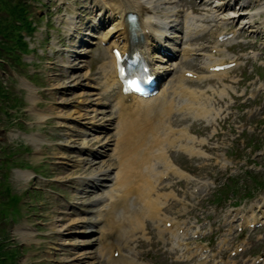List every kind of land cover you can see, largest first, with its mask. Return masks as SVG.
<instances>
[{
    "label": "rangeland",
    "instance_id": "rangeland-1",
    "mask_svg": "<svg viewBox=\"0 0 264 264\" xmlns=\"http://www.w3.org/2000/svg\"><path fill=\"white\" fill-rule=\"evenodd\" d=\"M69 1L72 3V8L68 6L64 8L60 0L33 1L35 5L33 7L34 19L38 24L32 37H24L29 42L28 46L32 49L31 52L23 55V62L26 63L14 65L12 66L13 68L7 65L0 68L8 74V76L0 75V91L3 96L6 92L5 89L9 91L7 98L3 101L4 105L6 106L8 102L10 104L14 103V106L10 107H15L16 109V113L10 115L12 119L10 118L7 121L5 114L0 112V126L6 127L9 125L15 129L16 123L14 120L16 116H21L25 122H28L26 127L22 126L23 129L30 133H43L47 138L45 143L34 145L29 139L9 136L10 139L7 140L6 135L0 134L3 138L0 146H4L3 153H0V240H4L5 243H12L11 246L10 244L0 246V256L3 247L6 250L13 249L7 252L9 257L11 254L14 257L15 261L11 258L13 260L12 264H84L81 261L68 260L71 257H75L77 252L81 250L90 251L91 260L96 262V264H103L100 262L101 257L98 253L100 234L58 235L52 231L55 222L56 224H65L70 219L75 218L85 219L86 221L92 220L95 214L93 211L106 202L104 200L95 205L76 203L80 201L86 203L92 197L101 195L102 191L91 190L89 186H84L75 180L76 175H88L91 167L70 168L61 163L63 158H59V154L77 155V151L76 149L69 150L59 147L58 144L67 138L64 134L65 132L76 135L77 130L81 126L74 121L68 120L66 122L68 127H59L60 123H64V121L57 119L54 115L56 116L59 112L70 111L71 108L81 110L82 113L85 109L94 107L99 108V110L105 109L106 116L114 117V113L110 110L111 108L104 106V104L92 105L91 103L82 106V103H77L84 99L90 101L92 97L96 96V94L91 97L87 96L93 91L89 88L75 87L72 84L73 81L68 84L73 85L70 86V93L63 94L60 88H54L59 82L69 80L65 75H69L71 68L65 69L63 66L73 64L76 52L86 51L85 55H82V61L80 62L83 67L72 71V75L85 73L88 80L85 79L84 82H88L100 90L102 86L98 85L97 82L102 79L103 75L99 70L100 64L98 63L109 59V53L105 48L100 47L98 43L90 45L84 43L87 49L81 50L77 46L81 47L80 44L82 43L76 37H83V39H87V37L79 33H74L73 35L65 33V27L67 26L65 20L67 17H78L75 19L77 23L73 25V28L76 24L83 21L77 27L82 28L84 32L85 19L88 17L91 20H96L93 11L88 8L90 6L89 0ZM258 1L263 2V0ZM182 2L181 9L183 11L187 6L193 8L195 3L190 4L189 0ZM257 7V5L253 6L251 11ZM207 11L208 9L202 10L198 8L195 15L207 13ZM256 20L261 22H259L260 30L262 28L264 30V13L262 12ZM206 23L208 26L210 25V30L184 45L189 44L193 47L205 46L203 53H210L209 45L213 44L216 40L215 36L223 28L224 30H231L239 26V22L238 24L233 22L231 25L226 24L221 28H216L213 25L214 21L209 20ZM90 41L93 42V40ZM233 42L234 44L227 47L228 51L224 50L229 57H226L224 52L216 55L219 58L225 56L226 59L236 58L239 61L238 66L227 72L223 82L219 78H212L201 81V84L199 82L187 83V87L204 89L205 94H209L214 98L215 100H208L209 106L214 108L209 112H213L212 114L215 117L217 114L221 116L209 123L204 120L193 119L191 116L186 117L181 114L182 107L179 110L175 106L173 107L172 104H175L177 99L175 102L169 103L168 112L163 115L165 116L163 119L166 120L164 125H161V130L167 129L166 124L172 127V143L182 139V134L173 132V129L187 125L191 134H194L195 137L198 139L206 138L204 144L199 146L203 153L205 152V155L189 157L184 153L180 154L178 151L169 150L168 148H171L172 145L167 146L165 144L163 146L161 143L159 145L160 153L157 156L162 157V148L165 147L166 153L170 155L175 163L182 170L188 171L190 179L177 181V178L172 177L160 186V184L155 183L156 177H152L155 186L149 194L151 197H156L158 201L165 202L163 210H159V215L162 217L167 216L175 220L189 219L190 221L197 217L201 227L205 228L203 233L206 235V240H209L215 248L220 250L219 256L223 258L224 262H227L226 264H256L254 263L256 257L264 258V225L254 232L244 229L243 233H239L238 225L240 224L238 221L241 217L240 215L248 220L252 218L261 220L260 216H262V210L264 209V91L261 84L254 83L258 76L261 80L263 79L261 83L264 82V67L259 62L254 63L255 58L264 61V37L256 36L245 29L243 33L239 32ZM222 48L225 49L223 44ZM249 51H253V53H249ZM252 55L253 58H251ZM202 58L204 59L203 56L196 57L189 64H183V68L197 71L200 74L201 72L205 73L203 69L200 71L199 64L203 61ZM174 72L175 74L179 73L178 71ZM31 75L36 76L31 77ZM26 77L32 78L37 84L36 87L33 86V89H37L40 86L45 87L46 90L43 89L40 91L41 94L39 93L42 95V99L37 100H39L38 104L43 113L52 114L49 119L38 120L39 115L27 110L31 104V100H29L30 91L25 88L21 81V79H27ZM92 78H98V80H91ZM225 81L234 90L235 95L230 93L224 99H219L214 92H207V86H214V88L219 86V88H222L220 83H223L224 86ZM256 90H259L258 94L252 96V99L247 98L248 95L255 93ZM116 92V88L111 89L109 96H106V99L103 98L101 101L108 102L114 98ZM180 92L179 90L177 91V93ZM79 94L84 95L78 96ZM238 94H241V96H238ZM71 96H75V98H72L75 101L76 97H79L73 105L65 107L56 104V101L61 98L70 100ZM244 100H246V104H243ZM92 102H96V100H92ZM158 103H160V100L153 101L150 104L155 106ZM87 105L92 106L87 107ZM161 112H164V109ZM151 119L153 120L154 118L151 117ZM159 125L160 123L157 125L158 129ZM114 126L115 123L110 122V125H107V132L103 134L114 138L116 136L114 135ZM94 144L98 145L94 142L92 146ZM26 151L28 152L26 153ZM82 157H87V160L91 159L87 153H84ZM226 157L230 158V160L227 161ZM99 160H104L106 164L114 167L118 164L113 155L110 156V152L106 157H101ZM157 167L158 174L156 173V176H161V172L165 173L162 164ZM18 169L32 172L34 170L36 176L33 175L30 180L17 177L15 171ZM65 170H67L68 174ZM39 174L43 176L40 177ZM224 181L226 182L224 183ZM107 183L109 184V182ZM206 183H208L207 187L201 186ZM197 185L201 187L196 188L195 186ZM107 187H110V185H107ZM85 189H90L92 191L91 194H83L81 191ZM196 189L197 191H195ZM233 190L235 191L233 192ZM173 194L178 196L176 197ZM19 196H21L22 202L26 205L12 208L9 205V202H12L10 198L13 197L14 201L19 200L20 202ZM228 196L237 210L225 208L230 203L227 201ZM177 198L178 200H176ZM69 205L76 207L72 214L68 213L72 211ZM208 205H211L209 209L207 208ZM20 211L24 212V214L20 215ZM90 211L94 214L90 213ZM130 211L135 213L137 208L136 210L130 208ZM11 216L15 218V222L11 221ZM152 216L154 217V215ZM58 218H62V220L56 221ZM155 218L152 221L146 220L143 225L145 227L144 235L148 239L137 237L136 240H132L128 243L132 250L128 249L126 245H122L121 249L120 246L123 244L121 241L118 243L119 248L129 259H134L135 262L184 264V260H181L182 258L180 259L179 256L180 251L177 249L173 251V248H171L172 239L169 232L164 230L162 233L163 226L159 224L157 219L155 221ZM208 224H210V227L207 226ZM21 226H26V230L33 231L35 235L29 240H24L21 234L16 231ZM88 226V224L80 225L77 229L85 230ZM160 232L161 238L164 239L163 242L157 237ZM109 233L112 236L111 240L116 241V231L109 230L107 234ZM140 234H143L142 230L137 233V236ZM60 238L68 241H89L91 239L93 242L88 247L71 248V245H66L65 247L59 245ZM219 238L224 239L227 244L223 243L222 246L218 247ZM242 242H247L248 246L239 255L229 256L231 249L241 245ZM19 246L23 248L21 253ZM4 254H6L5 251ZM17 254L18 256H16ZM1 260L2 258L0 257ZM11 260L4 261L3 264H10ZM105 263L107 264V262ZM258 264H264V260Z\"/></svg>",
    "mask_w": 264,
    "mask_h": 264
},
{
    "label": "bare ground",
    "instance_id": "bare-ground-1",
    "mask_svg": "<svg viewBox=\"0 0 264 264\" xmlns=\"http://www.w3.org/2000/svg\"><path fill=\"white\" fill-rule=\"evenodd\" d=\"M181 1L183 0H91V8H97L99 10V24L101 23L104 31V36L101 37L100 40L110 41V44L107 45V50L110 53V49L114 45H122V49L127 46V30L126 24L124 20V15L126 12H135L138 15V19H140V28L137 31V35H141L140 38L142 42L139 43L140 49L146 55L151 58V62H153V72L157 73L159 76L164 77L167 75L166 72H170L173 70H177L179 74L170 78L168 82V88H164L161 92L158 93L157 96L149 97L147 99L136 98L129 101L124 102L126 97L122 96L120 92V87L118 93H116L114 99L109 102H103L106 106H110L115 110V117L119 115V119L115 120V127L117 133L116 142L112 143L108 139H103V132L106 131L105 125L110 124L112 119L107 117L105 111H99L96 109H85L81 113V110H71V111H63L58 113V118H60L64 123H61V126H67L66 122L68 120L77 121L81 127L84 126L83 129L77 130L76 136L73 133L65 132L64 134L67 136L66 139L61 141L59 144L60 147L67 148L69 150L76 149L79 153H87L92 156V160H85V157L74 155V154H59V158H63L61 163L69 166L70 168H78L88 166L91 167L90 173L85 176L76 175V182L82 185H87L91 188V190L101 189L110 185L109 188H105L103 190V194L96 195V197H92L86 203L76 202L81 205H95L103 200H106L100 208L93 211L94 218L90 221H86L85 219H70L65 224H54L52 227L53 233L55 232L58 235L65 234H80V235H92L93 233L109 231V229L114 228L116 232V241L128 246V249L132 250L129 247L128 243L132 240H136L139 238H146L144 235L145 227H143L146 220L152 221L156 216H159V210L163 208L164 201L160 202L156 197H151L150 192L154 188L155 183L152 181V177H154V171L156 168V164L159 162V157L157 156L160 153L159 145L162 143L163 146L166 144L167 146L172 145V135L170 133L168 124L165 126L167 129H161V125H164L165 116L168 112V108L170 107L169 103L174 102L171 98L169 99V95L172 90L177 91L183 85H186V92L189 94L190 98L185 102L186 111L190 112L191 117L194 119L200 118L201 120H205L207 122H213L215 115L212 114L214 108L208 107V110L205 111L204 108V98L201 90H197L196 88L187 87L186 81H191L192 78L188 79L183 76L185 73V69H183L182 65L189 64L192 62L191 55L195 56L197 54L198 49L191 48V46L185 45L180 49L178 47H169L165 38H163L168 34L172 39L178 38L177 42H181L182 38L191 39L195 37H199V35L204 34L210 30V25L208 26L206 22L214 21L213 24L216 28H221L226 24H238L239 26L236 29H232L230 32L232 35H238V33L245 31L247 29L250 33H253L256 36L264 37L263 28L260 30L259 24L260 21L256 20L260 17L261 13H264V0L263 2H259L258 0H189L190 4L194 3L192 11H197L198 8L202 10L208 9L207 13H201L198 15H194L192 11H187L182 14V16L187 17V21L183 22V33H171L169 30L163 31L168 26V29H177V17L179 13L182 11L181 9ZM203 5V6H202ZM258 6L256 9H253V6ZM250 9V10H249ZM248 10V11H247ZM103 14L105 15L104 17ZM102 17V18H101ZM76 16L69 17V22L71 24L67 25L65 28L67 33L70 34L71 25L73 24ZM179 18V17H178ZM113 20V22H111ZM107 22H111L109 26L106 25ZM260 22V23H259ZM212 25V24H211ZM95 26V25H94ZM93 26V27H94ZM224 30V29H223ZM222 30V31H223ZM218 33L220 35L222 33ZM115 32V33H114ZM114 33V34H113ZM86 34L89 35L88 32ZM93 35V34H92ZM180 35V36H179ZM217 35L215 36L216 42L211 47L215 49L217 52H224V55L227 56V52L225 49L220 48L221 41L217 39ZM180 37V38H179ZM233 38L230 40H226L224 43L227 46L231 45L233 42ZM157 40H161L164 43V52H167L166 47L174 51L173 56L175 57L177 52H181V56L177 59L170 56L168 53H163L161 56L158 53H155L154 50L157 49V45L154 43ZM111 54V53H110ZM81 55H77L73 59V65L68 66L72 67V69H80L83 66L80 65V59L78 58ZM205 60L204 68H206L209 73L208 75L197 74L196 82L201 83L203 79H207L208 77L216 76L218 78H222L223 74L227 73V70L223 71H214L209 70L212 66L216 64H222L224 62H228L225 59V56L222 58L215 57L212 53L203 55ZM158 62H155V61ZM232 61V60H231ZM235 61V60H233ZM116 60L113 54L110 55L108 61H102L99 66V70L101 73L103 72V89L101 90V95H96V92L92 91L88 95L92 97L90 101L88 99H84L83 101H78L77 103H82V106L85 104H103L101 100H103V95L108 94L111 88H114L117 85L116 79ZM171 74V72H170ZM66 80L64 82H59L54 88L61 89L63 94H66L70 91V86L75 87H83V88H94L95 86L90 85L88 82H84L88 77L85 73L80 75H72V70L69 72V75H65ZM70 77V78H69ZM71 81L73 85H68ZM23 85L27 90L30 91L29 100L32 101L33 104L30 106L31 110L36 111L35 113L40 117L38 118H47V115H42L41 111L35 110L34 107L36 103L35 89L33 86L24 80ZM97 88V87H96ZM225 88L221 89L220 92L222 95L226 94ZM70 93V92H69ZM83 93V92H82ZM81 94V92H80ZM78 96H83V95ZM75 96H71L70 100L61 98L57 101V103H72L75 100L72 99ZM77 99L79 97H76ZM76 99V101H77ZM160 99V103L158 105L150 104L153 100ZM92 100H96V102H92ZM89 105H87L88 107ZM176 108V107H175ZM198 108L200 112L197 113ZM164 109V112L161 110ZM112 110V109H111ZM217 110V109H216ZM207 113L209 117L207 116ZM161 114V116H159ZM154 118L153 120L151 119ZM86 119V121H82ZM168 119V118H167ZM107 121V122H106ZM109 121V122H108ZM106 122V123H105ZM159 125V129L157 125ZM182 139H180L179 143L185 142L186 147L190 152H193L197 149L199 156H204L205 152L199 148L202 144H204L206 138L198 139L194 134L190 133V129H186L183 126ZM172 129V127L170 126ZM105 129V130H104ZM89 131H92L91 133ZM95 132V133H94ZM94 133V134H93ZM40 134V133H39ZM37 133L28 134L25 136L29 138L32 143L41 142L43 139ZM159 137V138H158ZM102 140V141H101ZM98 144L97 147L92 148L93 143ZM157 147H156V146ZM171 146V147H172ZM146 149V150H145ZM163 149V148H162ZM107 150H111L114 158H118L120 162L117 167H113L110 164H106L104 160H98V158L106 157ZM163 152L165 150L163 149ZM166 156V155H163ZM164 160L165 167L168 168V171L172 169L171 163L166 158ZM176 174V178L183 179L186 174L184 171L179 170L177 167L172 170ZM17 177H21L23 179H30L32 172L24 171L18 169L15 171ZM67 173V170H65ZM68 174V173H67ZM69 177V176H67ZM189 180L190 177L184 178ZM157 180V179H156ZM155 180V182H156ZM109 182V184L107 183ZM90 189H85L81 191L83 194H91ZM80 192V193H81ZM175 195V194H173ZM156 201H155V200ZM72 211L68 213L72 214L74 209L76 208L74 205H69ZM130 208H134L137 211L135 213L130 211ZM264 211V210H263ZM92 211H90L91 213ZM154 215V217L152 216ZM264 215V214H263ZM262 215V216H263ZM164 218V217H163ZM62 218L56 219V221H61ZM89 225L85 230L77 229L80 225ZM111 224V225H110ZM74 229V230H72ZM142 230L143 234L137 236V233H140ZM177 230V229H176ZM137 231V232H136ZM17 232L21 234V237L24 240L31 239L35 233L31 230H26V226H21L17 229ZM145 236V237H144ZM158 238H161V232L157 235ZM93 241L89 239V241H68L66 239H61L59 241V245L68 246L71 245V248L77 247H88ZM106 250L110 249V243H105ZM63 247V248H64ZM102 247V246H101ZM103 248V247H102ZM100 249L102 256L105 255V251ZM176 248V247H175ZM103 251V252H102ZM90 251L81 250L77 252L75 257H71L68 260L81 261L84 264H96V262L92 261L89 255ZM124 254L120 256L117 260L118 264H130L125 261ZM114 260V259H113ZM80 263V262H79ZM112 263H115L113 261ZM133 262L132 264H134ZM135 264H145L136 262ZM147 264V263H146Z\"/></svg>",
    "mask_w": 264,
    "mask_h": 264
},
{
    "label": "trees",
    "instance_id": "trees-1",
    "mask_svg": "<svg viewBox=\"0 0 264 264\" xmlns=\"http://www.w3.org/2000/svg\"><path fill=\"white\" fill-rule=\"evenodd\" d=\"M30 10V5L26 0H21V2L20 0H0V58L14 56L18 49L21 51L28 50V44L20 31L24 29L30 33L34 28L28 20L31 14ZM3 263L4 260H1L0 264Z\"/></svg>",
    "mask_w": 264,
    "mask_h": 264
}]
</instances>
